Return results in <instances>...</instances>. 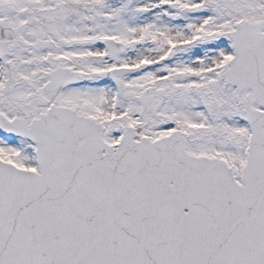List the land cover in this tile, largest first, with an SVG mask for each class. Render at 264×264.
Wrapping results in <instances>:
<instances>
[{"label": "snow or ice", "instance_id": "6c2138e0", "mask_svg": "<svg viewBox=\"0 0 264 264\" xmlns=\"http://www.w3.org/2000/svg\"><path fill=\"white\" fill-rule=\"evenodd\" d=\"M0 264H264V0H0Z\"/></svg>", "mask_w": 264, "mask_h": 264}]
</instances>
